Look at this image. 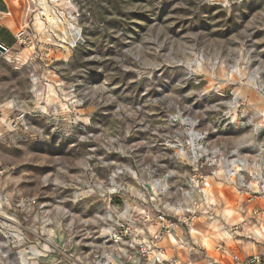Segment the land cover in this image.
Returning a JSON list of instances; mask_svg holds the SVG:
<instances>
[{
	"label": "rangeland",
	"instance_id": "obj_1",
	"mask_svg": "<svg viewBox=\"0 0 264 264\" xmlns=\"http://www.w3.org/2000/svg\"><path fill=\"white\" fill-rule=\"evenodd\" d=\"M28 2L34 40L0 51V264H121L142 210L235 205L233 164L264 165V0H65L41 31Z\"/></svg>",
	"mask_w": 264,
	"mask_h": 264
},
{
	"label": "crops",
	"instance_id": "obj_2",
	"mask_svg": "<svg viewBox=\"0 0 264 264\" xmlns=\"http://www.w3.org/2000/svg\"><path fill=\"white\" fill-rule=\"evenodd\" d=\"M29 9L28 0H0V43L8 49L15 46L16 34L24 24ZM233 187L239 193L238 197L232 199L234 206L224 207L222 204V209L215 212L218 217L213 221L208 218L211 214L207 216L202 211L193 229L189 230L179 226L171 237L163 239L161 244L166 247L167 257L176 256L182 262L192 264H242L237 262L236 258L243 259L259 254L263 259L261 264H264V239L254 241L247 237L237 238L229 233L233 224L245 218L249 219L253 209L264 208V197L250 200L245 190L238 185ZM256 222L264 224V218L249 219V225L256 224ZM249 227L250 230L256 228ZM150 234V231L146 233L148 236ZM221 242L225 244V251L218 249Z\"/></svg>",
	"mask_w": 264,
	"mask_h": 264
},
{
	"label": "built area",
	"instance_id": "obj_3",
	"mask_svg": "<svg viewBox=\"0 0 264 264\" xmlns=\"http://www.w3.org/2000/svg\"><path fill=\"white\" fill-rule=\"evenodd\" d=\"M42 9V6H41ZM28 25H22L19 31L16 34L17 44L25 46L28 43L32 42L34 39L29 34ZM25 116L24 113H20L17 116L18 120L23 119ZM16 122L13 124L16 127ZM252 168V171L255 172L251 175L250 179H246L244 176V171L248 168ZM232 182L239 187L246 189L249 199H254L257 197H264V165L257 162L248 165L247 162L243 160H237L230 172H228ZM5 174V168L0 166V177ZM234 177V178H233ZM234 179H236L234 181ZM33 200H27V203H34ZM212 205V203H211ZM188 211H191L188 210ZM197 208L191 211V213L178 214L177 216H170L164 211H160L154 215L152 210H142L141 219L143 226L135 227L132 223H128L126 226H123L119 231H114V240L116 242H121L129 247L133 248V251L128 249L120 250V263L121 264H192L191 262H182L178 257L166 256V247L161 244L164 238L171 237V234L176 231L179 226H183L185 229H193L195 222L199 213L197 214ZM205 215H209L208 218L213 221L218 216L210 210H205ZM258 217L264 218V208H255L252 210V213L249 216V219H257ZM249 219L245 218L238 223H235L231 226L229 231L230 235L237 238H248L254 241L259 239H264V224H252L249 225ZM156 225V229L152 232L150 226ZM258 225V226H257ZM254 228L253 230H250ZM147 231H150V236L146 235ZM148 236V237H147ZM218 249L225 251V244L221 242L218 246ZM126 259V260H125ZM237 262L242 264H261L263 259L261 255L254 254L246 258H236Z\"/></svg>",
	"mask_w": 264,
	"mask_h": 264
},
{
	"label": "bare ground",
	"instance_id": "obj_4",
	"mask_svg": "<svg viewBox=\"0 0 264 264\" xmlns=\"http://www.w3.org/2000/svg\"><path fill=\"white\" fill-rule=\"evenodd\" d=\"M35 2V1H34ZM52 2V3H51ZM65 2V0H39L40 5L42 6V9H44L43 12H40L38 18H36V26L38 29L41 31L42 28L44 27V21L46 20L49 26L54 29H62L61 24L63 22V18L59 16V14L52 8V5H59ZM67 2V0H66ZM68 4V2L66 3ZM77 5V4H76ZM61 6V5H60ZM71 8V7H70ZM77 9V8H76ZM73 11V10H71ZM70 12V11H69ZM74 12V11H73ZM45 14V18H43ZM70 15V14H69ZM37 17V16H36ZM35 26V27H36ZM44 29V28H43ZM34 32V31H33ZM64 37V36H63ZM64 42H66L64 40ZM51 91L54 92V89L50 86ZM43 109V108H42ZM184 155V153H183ZM192 185V184H191ZM195 198V197H194ZM203 198V197H202ZM204 200V199H203ZM212 202V201H211ZM232 206V205H231ZM207 210V209H206ZM0 213H4L1 207V202H0ZM226 214V213H225ZM228 216V215H227ZM205 237V236H204ZM174 239V237H172ZM178 241V240H177Z\"/></svg>",
	"mask_w": 264,
	"mask_h": 264
},
{
	"label": "water",
	"instance_id": "obj_5",
	"mask_svg": "<svg viewBox=\"0 0 264 264\" xmlns=\"http://www.w3.org/2000/svg\"><path fill=\"white\" fill-rule=\"evenodd\" d=\"M8 50H9V49H8L7 46H5L4 44L0 43V51H1L2 53H7Z\"/></svg>",
	"mask_w": 264,
	"mask_h": 264
}]
</instances>
